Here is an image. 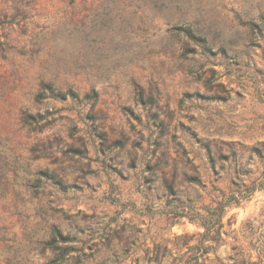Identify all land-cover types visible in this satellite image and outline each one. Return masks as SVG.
I'll return each mask as SVG.
<instances>
[{
  "label": "rangeland",
  "instance_id": "rangeland-1",
  "mask_svg": "<svg viewBox=\"0 0 264 264\" xmlns=\"http://www.w3.org/2000/svg\"><path fill=\"white\" fill-rule=\"evenodd\" d=\"M257 140L264 0H0V264H264V188L207 212Z\"/></svg>",
  "mask_w": 264,
  "mask_h": 264
},
{
  "label": "trees",
  "instance_id": "trees-1",
  "mask_svg": "<svg viewBox=\"0 0 264 264\" xmlns=\"http://www.w3.org/2000/svg\"><path fill=\"white\" fill-rule=\"evenodd\" d=\"M91 94L86 93L80 96L77 91L70 87L62 91L51 82H44L41 84V90L35 95V100L39 101L46 96L52 100L63 101L69 98L73 102H82L85 99H95L96 94L93 90ZM22 113L25 122H33L32 114L27 112ZM223 157L225 160L230 158L233 166L231 168L232 172L228 192L221 195V199L217 202L216 206L207 210L209 214L215 215L216 218L221 216L226 207L239 204L242 200L248 199L255 190L264 188V141L257 140L250 147V158L244 164L239 162L236 150H232L230 154ZM44 173L48 177L53 178L51 174ZM204 218L205 216L202 215V224L206 227L207 222ZM73 241L74 238L69 233L63 232L56 225L52 226L46 245L53 251V256L46 264H62L70 256L69 252L74 249Z\"/></svg>",
  "mask_w": 264,
  "mask_h": 264
}]
</instances>
